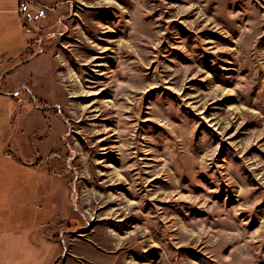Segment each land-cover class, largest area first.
<instances>
[{
    "label": "rangeland",
    "instance_id": "obj_1",
    "mask_svg": "<svg viewBox=\"0 0 264 264\" xmlns=\"http://www.w3.org/2000/svg\"><path fill=\"white\" fill-rule=\"evenodd\" d=\"M64 4L39 47L52 25L0 0V75L18 66L0 83V155L27 167L10 169L7 224L30 226L10 252L264 264V0ZM22 62L43 67L39 83Z\"/></svg>",
    "mask_w": 264,
    "mask_h": 264
},
{
    "label": "crops",
    "instance_id": "obj_2",
    "mask_svg": "<svg viewBox=\"0 0 264 264\" xmlns=\"http://www.w3.org/2000/svg\"><path fill=\"white\" fill-rule=\"evenodd\" d=\"M32 2H36L38 3V5L40 7H52L51 9L49 8V11H48V15L47 17H45V19H41L40 22H39V25L41 27H44L46 26V23H50V25H52L50 27V29L48 30H45L43 31V36L42 37H39V47H41L42 45V40L44 39V37L47 35V36H50L51 34L53 35H56L59 34V29H57V26H54L53 23L55 24L56 22V19L58 18L60 23L62 24V21H63V17H64V9L66 7H68L69 5H66L65 6V0H31ZM71 1V0H70ZM54 8H56V10H54ZM17 11V9L15 10V12ZM19 12L22 13V16L21 18L26 21L28 23L29 20H35V19H38V15H37V12L35 11H25L22 12L20 10H18ZM56 16V17H55ZM22 65L21 67V70L29 73V76L32 77V80L35 79V80H39V81H36L37 83H39L41 80H40V76L37 74V73H41L43 71V67L38 65V64H27L22 62L20 63V66ZM14 69H6L5 70V75H0V83H3L5 88H11L12 86V82H13V77H12V72L18 68L17 65L13 66ZM2 73V69L0 68V74ZM29 76H27L26 78H24L23 81H30L29 80ZM35 84V83H34ZM0 94H8V92L6 91H1L0 90ZM35 97H37L35 95ZM43 112V109H42V112ZM44 116H46L44 114ZM13 155V152L11 153H4L2 155H0V219L2 217L5 218V223H3V220H0V253L3 257H6L7 255L6 254H9V260L12 264H33L35 261H38L40 260V252H36V254H34V256L31 255V253H26L23 249H20V250H15L13 252H10L14 245L13 243H11L12 241V238L13 235L17 234L16 231H21V230H29L30 229V226H25V225H11V224H7L9 221H10V216H11V212H10V209H11V205H12V201H13V198L14 197H10L11 193L13 191H10V186H11V182H10V179H11V176L9 175V173H11L10 169H17L19 168V170H24L26 169V165H19L18 163H15L14 161H12L10 159V156ZM26 154V158H30V156ZM3 162L5 164H3ZM25 164H28V165H35L34 162H24ZM3 165H5V167L3 168ZM9 169V170H8ZM21 195H25V192H21ZM39 215V214H37ZM3 219V218H2ZM43 224V226H41V229L45 230L47 228V225L46 223H41ZM55 230L54 231H57L55 232V234L52 236L53 237V240H57L58 237H60L61 235L64 236V233H65V227L64 225H55L54 226ZM29 232V231H28ZM70 232V231H69ZM72 233V232H70ZM73 234H69L67 236L68 239H70V243H74L75 242V236L73 237L72 236ZM65 237V236H64ZM16 239H17V235H16ZM60 245H57L55 244V247H54V255H53V258H56V255H58V253H60L62 251V246ZM47 258V256H46ZM51 258L49 260V262L47 264H55L54 261L55 259Z\"/></svg>",
    "mask_w": 264,
    "mask_h": 264
},
{
    "label": "built area",
    "instance_id": "obj_3",
    "mask_svg": "<svg viewBox=\"0 0 264 264\" xmlns=\"http://www.w3.org/2000/svg\"><path fill=\"white\" fill-rule=\"evenodd\" d=\"M31 1L30 0H20V7L19 10L22 12L28 11L30 9ZM48 9L46 7H38L37 15L42 19H45L48 15Z\"/></svg>",
    "mask_w": 264,
    "mask_h": 264
}]
</instances>
